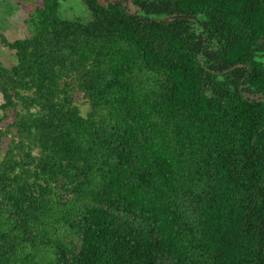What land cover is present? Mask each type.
<instances>
[{
  "label": "trees",
  "instance_id": "obj_1",
  "mask_svg": "<svg viewBox=\"0 0 264 264\" xmlns=\"http://www.w3.org/2000/svg\"><path fill=\"white\" fill-rule=\"evenodd\" d=\"M34 1L0 34V264H264V0Z\"/></svg>",
  "mask_w": 264,
  "mask_h": 264
},
{
  "label": "rangeland",
  "instance_id": "obj_2",
  "mask_svg": "<svg viewBox=\"0 0 264 264\" xmlns=\"http://www.w3.org/2000/svg\"><path fill=\"white\" fill-rule=\"evenodd\" d=\"M61 7L60 15L68 20H89V12L80 0H59ZM35 5L34 0H0V34L9 42L24 39L31 34L28 18L31 7ZM0 64L11 67L15 64L14 52L5 48L0 41ZM2 98L0 96V104ZM86 107H82L85 114ZM10 122L5 120L0 127L4 128ZM5 149V145L3 146Z\"/></svg>",
  "mask_w": 264,
  "mask_h": 264
}]
</instances>
